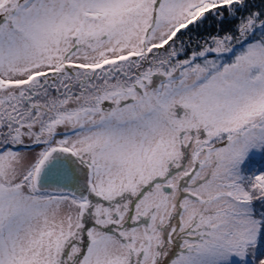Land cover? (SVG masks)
Listing matches in <instances>:
<instances>
[{"label":"rangeland","instance_id":"obj_1","mask_svg":"<svg viewBox=\"0 0 264 264\" xmlns=\"http://www.w3.org/2000/svg\"><path fill=\"white\" fill-rule=\"evenodd\" d=\"M227 1L0 0V148H28L0 152V264H260L264 46L217 68L262 26L181 62L165 44ZM55 148L89 169L83 201L33 188Z\"/></svg>","mask_w":264,"mask_h":264},{"label":"trees","instance_id":"obj_2","mask_svg":"<svg viewBox=\"0 0 264 264\" xmlns=\"http://www.w3.org/2000/svg\"><path fill=\"white\" fill-rule=\"evenodd\" d=\"M257 24L262 26V35H255L253 32L246 36L244 35L243 44L238 45L237 48L241 51L234 49V51L230 52L220 62L219 69L217 68L220 71L223 67L233 64L237 57L241 56L242 50L246 49L247 46L254 44L264 46V0H230L212 3V5L204 8L192 20L178 25L172 32L171 37L165 41V44L172 43L173 49L177 54L174 58H177L176 62H181L188 60L193 54L200 52L203 45L223 36H228L234 40L239 39L243 36L242 32H250L251 28L254 31L258 27ZM137 69L138 67H136ZM130 71H132V68ZM138 75L139 73L132 72L131 77L136 79ZM256 245H247V248L253 249ZM261 255L262 258L258 261L260 264L264 259V254Z\"/></svg>","mask_w":264,"mask_h":264},{"label":"water","instance_id":"obj_3","mask_svg":"<svg viewBox=\"0 0 264 264\" xmlns=\"http://www.w3.org/2000/svg\"><path fill=\"white\" fill-rule=\"evenodd\" d=\"M33 187L41 193L63 194L84 199L89 189L86 172L71 153L53 149L42 159L33 177ZM164 191L171 189L163 187Z\"/></svg>","mask_w":264,"mask_h":264},{"label":"flooded vegetation","instance_id":"obj_4","mask_svg":"<svg viewBox=\"0 0 264 264\" xmlns=\"http://www.w3.org/2000/svg\"><path fill=\"white\" fill-rule=\"evenodd\" d=\"M75 67H79L78 65H74ZM100 67H98V66H96V67H94V69H99ZM47 73H50V71H47V72H43V73H41L42 75H44V74H47ZM88 81H95V78H88V79H77V80H75V81H72L70 84H68V87H63L62 88V90L64 91V93H65V91L67 90V91H71L72 90V88L73 87H75V85L77 84V87H76V89L74 90V92L76 93V94H83L85 91H86V88H84L83 86L84 85H86V83L88 82ZM74 84V86H72ZM45 85H47V83L45 84H43L42 86H45ZM29 90H32V89H29ZM73 92V93H74ZM34 96V95H33ZM29 97V95L27 96V98ZM25 103H26V105H28L29 106V108H30V105H29V102H28V99H26V101H25ZM31 109H34V107H31ZM18 117V116H17ZM17 122L13 119V116H11L10 118H9V120H7V122H5V123H3L2 125H0V134H4V133H6V134H11V135H14L16 132H17V130L19 131V129H20V124L19 123H17V126L15 127V124H16ZM14 142H12V141H8V142H6L5 143V146H3V147H1L0 148V152H2V151H6V150H8V149H10V148H13V147H15L17 150H22L25 146H20V145H15V144H13ZM11 146H13V147H11ZM25 149H28L27 147H25ZM55 149H60V148H55ZM60 150H63V149H60ZM65 151V150H64ZM67 152H69V151H67ZM69 153H71L72 154V156H73V158H74V160L76 161V163L86 172V175H87V177H88V185L90 184V177H89V175H90V171H89V169L87 168V167H83L80 163H78V161H77V157L74 155V153H72V152H69ZM45 157V156H44ZM43 157V158H44ZM42 161V160H41ZM40 161V162H41ZM39 165V164H38ZM38 167V166H37ZM35 173H36V171H35ZM35 173H34V175H35ZM34 175H33V177H34ZM29 179H30V171L29 172H27V175L25 176V182H27L26 184H25V186L27 187V184L29 183ZM87 193V192H86ZM70 196V195H69ZM72 197H74V198H76V199H79V198H77V197H75V196H72ZM79 200H82L83 201V199H79Z\"/></svg>","mask_w":264,"mask_h":264}]
</instances>
